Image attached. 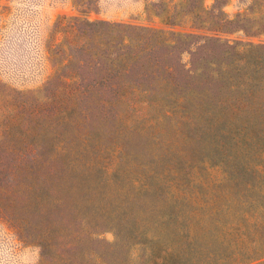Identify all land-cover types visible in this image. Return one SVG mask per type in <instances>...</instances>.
<instances>
[{
    "label": "trees",
    "instance_id": "1",
    "mask_svg": "<svg viewBox=\"0 0 264 264\" xmlns=\"http://www.w3.org/2000/svg\"><path fill=\"white\" fill-rule=\"evenodd\" d=\"M216 1L211 8L194 0H179L174 7L162 3L161 14L152 12L158 5L153 2L146 12L166 26L176 25L174 18L189 17L199 28L219 33L264 34L263 0L260 16L252 18L247 13L230 17L224 11L226 5ZM192 3L195 5L187 10ZM73 21L84 27L90 42L81 45L78 34L73 41L65 39L61 46L69 45L72 55L59 71L75 68L78 72L66 80L55 75L44 87L55 98H63L61 109L162 113L165 118L180 113L199 141L210 139L217 157L211 166L221 177L208 180L199 172L181 179L164 176L166 188H156L154 195L169 206V214L156 217L154 226L168 223L178 227L188 221L181 218L188 206H195V210L214 206L206 195L211 182L214 186L231 182L249 191L259 186L264 189V45L240 47L218 37L107 21ZM184 54L190 55L188 64ZM244 148L256 150L258 159L243 157ZM72 150L71 146L48 149L31 144L1 151L12 159L0 162L5 164L0 165V218L9 221L28 244L39 248V264H88L91 256L99 255L85 246L99 241L91 227L92 212L103 215L105 209L76 210L68 202L77 189L75 183L93 167L74 158ZM71 212L79 217L71 215L66 220L64 216ZM263 214L264 204L230 229L258 231ZM147 230L143 222L134 220L117 231V242L126 232L136 252L149 264H198L188 258L190 251L200 247L198 237H184L181 244L157 250L160 238ZM245 247L243 240L233 246L223 240L218 244L215 264H252L264 259L261 242L251 250Z\"/></svg>",
    "mask_w": 264,
    "mask_h": 264
},
{
    "label": "rangeland",
    "instance_id": "2",
    "mask_svg": "<svg viewBox=\"0 0 264 264\" xmlns=\"http://www.w3.org/2000/svg\"><path fill=\"white\" fill-rule=\"evenodd\" d=\"M178 1L0 0V162L12 159L2 150L35 144L48 149L57 145L71 146L74 158L93 165L90 173L75 183L76 191L68 196V202L76 210H94L100 206L105 209L103 215L95 211L91 214V227L99 241L89 242L85 250L99 255L91 256L88 264H149L136 252L126 232L117 242V231L134 220L143 222L148 233L158 234L157 250L181 244L184 237H198L200 247L188 253V258L198 264H215L218 244L223 240L232 246L243 240L248 250L257 242L264 246V214L263 226L258 231L250 228L246 233L230 229L264 204L261 186L249 191L231 182L221 186L211 182L206 195L213 199L214 206L201 210L188 206L181 213V218L186 217L188 221L178 227L168 223L154 226L156 217L169 214V206L154 195L156 188H166L164 176L181 179L199 172L208 180L221 177L212 169L217 157L210 147V139L199 141L195 131L182 121V114H168L165 118L162 113L65 110L60 108L63 98H55L52 91L44 88L55 75L66 80L73 72H78L75 68L59 71L72 55L69 45L61 46L65 39L73 41L78 34L81 45L87 46L90 42L84 27L73 21L75 19L218 37L240 47L264 45V34L255 31L219 33L199 28L189 17L174 18L176 25L166 26L146 12L149 3L156 2L158 5L152 12L161 14L162 3L174 7ZM194 1L207 8L217 2ZM219 3L226 5L224 11L230 17L247 13L252 18L260 16L259 5L263 2L220 0ZM262 9L264 11V4ZM189 61L190 55L184 54V62ZM80 72L83 76V70ZM242 156L258 159L252 148H244ZM0 165L2 168L5 164ZM113 168H117V172H113ZM73 212L67 213L65 219L78 216ZM250 222H254L253 219ZM39 262V248L28 244L9 221L0 218V264ZM261 262L264 259L252 264Z\"/></svg>",
    "mask_w": 264,
    "mask_h": 264
},
{
    "label": "crops",
    "instance_id": "3",
    "mask_svg": "<svg viewBox=\"0 0 264 264\" xmlns=\"http://www.w3.org/2000/svg\"><path fill=\"white\" fill-rule=\"evenodd\" d=\"M148 1H154V0H148Z\"/></svg>",
    "mask_w": 264,
    "mask_h": 264
}]
</instances>
